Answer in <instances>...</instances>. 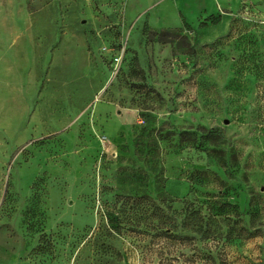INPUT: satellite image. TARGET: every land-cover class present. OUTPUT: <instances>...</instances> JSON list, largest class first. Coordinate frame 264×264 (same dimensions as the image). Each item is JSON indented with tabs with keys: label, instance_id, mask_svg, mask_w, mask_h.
Instances as JSON below:
<instances>
[{
	"label": "rangeland",
	"instance_id": "1",
	"mask_svg": "<svg viewBox=\"0 0 264 264\" xmlns=\"http://www.w3.org/2000/svg\"><path fill=\"white\" fill-rule=\"evenodd\" d=\"M0 264H264V0H0Z\"/></svg>",
	"mask_w": 264,
	"mask_h": 264
},
{
	"label": "built area",
	"instance_id": "2",
	"mask_svg": "<svg viewBox=\"0 0 264 264\" xmlns=\"http://www.w3.org/2000/svg\"><path fill=\"white\" fill-rule=\"evenodd\" d=\"M101 138V141L105 142L106 138L104 136H102Z\"/></svg>",
	"mask_w": 264,
	"mask_h": 264
},
{
	"label": "crops",
	"instance_id": "3",
	"mask_svg": "<svg viewBox=\"0 0 264 264\" xmlns=\"http://www.w3.org/2000/svg\"><path fill=\"white\" fill-rule=\"evenodd\" d=\"M199 5H200V4L197 3V6H195L197 11H198V7H199Z\"/></svg>",
	"mask_w": 264,
	"mask_h": 264
}]
</instances>
